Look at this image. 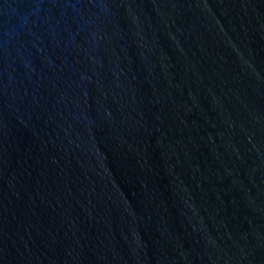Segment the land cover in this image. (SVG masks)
Here are the masks:
<instances>
[{"label": "water", "instance_id": "water-1", "mask_svg": "<svg viewBox=\"0 0 264 264\" xmlns=\"http://www.w3.org/2000/svg\"><path fill=\"white\" fill-rule=\"evenodd\" d=\"M0 264H264V0H0Z\"/></svg>", "mask_w": 264, "mask_h": 264}]
</instances>
